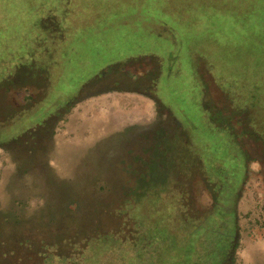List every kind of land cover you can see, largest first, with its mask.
I'll list each match as a JSON object with an SVG mask.
<instances>
[{
  "label": "rangeland",
  "instance_id": "rangeland-1",
  "mask_svg": "<svg viewBox=\"0 0 264 264\" xmlns=\"http://www.w3.org/2000/svg\"><path fill=\"white\" fill-rule=\"evenodd\" d=\"M132 59L137 60L125 63ZM16 68L22 76L0 89V107L34 108L46 91L43 74H53L48 96L21 124L42 123L84 89L81 107L103 93L95 99H104V106L120 99L126 108L144 104L139 95H155L152 84L157 82L160 102L156 120L126 122L80 150L68 142L72 137L64 135L65 124L58 126L54 146L30 163L28 172L7 153L10 159L0 162V208L12 220L9 231L32 246L20 247L13 240L11 258L0 256V264H37L31 252L43 240L57 242L50 249L54 255H72L53 256L43 264L74 263V249L83 238L125 229L128 219L140 220L145 230L160 222L164 228L159 232L169 231L172 240L141 259L136 254L144 251L134 250L124 264H205L196 255L204 242L202 231L213 240L208 236L212 231L187 219L178 200L167 202L165 195L166 206L157 207L163 203L156 195L163 170L185 171L183 158L189 160L194 152L201 154L206 170L226 176L220 191L224 201L234 198L247 169L245 191L256 202L248 213L239 210L240 215L244 220L254 212L264 216V0H0V80ZM205 98L214 106L216 125L224 128L213 123ZM169 134L176 140L173 158L183 149L192 153L177 163L168 154L158 163L155 149L159 143L162 154L171 148ZM5 136L0 132L1 140ZM43 166L52 181L41 173ZM199 177L189 184L205 214L214 192ZM167 180L165 186L177 191ZM134 188L135 208L117 213ZM209 217L207 224L214 219ZM225 239L229 236H216L214 264L228 259L218 253Z\"/></svg>",
  "mask_w": 264,
  "mask_h": 264
},
{
  "label": "trees",
  "instance_id": "trees-1",
  "mask_svg": "<svg viewBox=\"0 0 264 264\" xmlns=\"http://www.w3.org/2000/svg\"><path fill=\"white\" fill-rule=\"evenodd\" d=\"M136 60L137 59H132L125 63L128 65L130 62H134ZM145 60L146 59H144L143 61ZM147 61L148 60H146V62ZM150 62L151 61H149V63ZM19 73H20L19 68H16L13 74L9 75L4 79L2 78V80H0V89L1 90L8 89L7 86H11L10 84L16 81L15 78L17 79L22 76L19 75ZM27 73L28 71H26V74ZM157 76L155 77L156 79H154L155 81L157 80ZM43 77H46L47 79V82L45 84L46 91L45 93L42 94V97L39 99V104L37 106L32 108V107H24L22 105H16L14 107V105L8 103L5 104V106L0 107V132L6 135L2 140L0 138V148L4 149L6 153L9 154L12 153L13 157L18 158V160H20L19 161L20 168H23V170L24 171L26 170L27 172L30 170L29 166L31 164H33L34 162L36 164L37 158H40V155L45 156L47 154L46 152L51 150V148L54 146L55 136L57 135L58 132L57 130L58 126L59 127L60 125L63 126L68 121V116L70 115L71 111L77 106V104H79L81 101L86 99L84 98L85 96H83L85 94L84 93L85 89H84L74 98L70 99L65 104V106L59 107V109L58 107L54 108L53 112L49 114L48 118L44 120L42 123L36 124V123L26 122L24 124L23 123L21 124L20 123L21 120H23V118H25L28 114L34 111L40 104H42V102L46 99V97L49 94L50 91L49 87L51 86V83L53 81V74L50 73L43 74ZM155 83L157 84V82ZM155 83L152 85L153 87L156 86V90H157V85H155ZM156 90L154 89L155 95L153 94L152 97L155 96L156 101H159L156 98L157 95ZM207 94H208V88L206 91V97ZM89 96H91V94H87V97ZM204 104L206 108L209 109L211 114V119L213 123L216 125V122H220V121L217 118V114L213 113L212 107L214 106L209 105L206 102V98ZM25 110H27V112H24ZM216 126L224 128L219 124H217ZM163 132L165 131L162 130L158 134L162 135ZM182 135L184 136V134ZM169 136L173 137V135L171 134H169ZM257 137L260 138L261 135H258ZM173 139L175 138L173 137L172 140L170 138L166 140L168 144L171 145L170 148L171 152L169 151L170 149L169 150L166 149L164 151V154H162L161 150L159 149L161 148L160 147L161 143L157 145L155 150H157L158 152L157 153L158 163L159 162L162 163L161 158L168 154H172L171 159H173V162L175 161V163H177L180 158H183V156H185L186 152L188 156L190 153H192L188 151V148L187 151L183 149V151L181 150L182 153L179 158H173L177 154V153L175 154V152H172V148L175 147V143H176V140L173 141ZM186 142H188L190 147H194L193 145L191 146L192 142L188 141L187 138H186ZM168 144L167 146L169 147ZM32 152H36V155H34ZM178 154H180V152ZM183 160H185L187 164L186 170L180 171L183 174L184 178L181 175L180 176L182 178H178L177 175H179L180 172L177 171L174 173L172 171L170 172L169 168L167 169V171L163 170V172L166 175L161 176L162 179L160 181H157L158 184L161 185L156 186V195L158 197V202H163V203L157 205V207L159 209H162L161 208L162 206H166L167 202H170L168 201V199H172V201L178 200L179 202L178 206L182 211L181 213L185 214L187 219L189 218L195 221L197 220L199 223L202 222L207 231L208 230L212 231L208 236L213 235V240H208L207 236H205L206 232L202 231V234H204V236H202L204 238V242L199 247L198 255H196V257L201 258L202 261L203 259H205L204 260L206 261L205 264H214L213 263L214 258L212 252L214 251V247L216 245V236L218 234L222 235L223 237L229 236V239L223 240L222 243L220 244L221 249L218 250V253H220V257L221 255L228 257V259L224 261L225 263L227 262L226 264H239V252L243 247V243H242V229L239 225V220L241 215L238 209L239 208L238 204L242 196L243 188L245 186L244 183L247 179L246 174L248 170L246 169L245 178L242 185L239 184L235 188L234 198H232V200L229 201H224L223 199L224 196L220 198V191L224 187V182L226 183L227 180L224 173H221L220 176L212 173L211 171L206 170V163L202 158L201 154H199L198 152L192 153V156L190 157L189 160L185 159V157L183 158ZM42 169L44 170H42L41 173L47 174L48 180H51L49 174L46 171L45 166H43ZM200 174L205 178V180L207 179V188L209 189V187L211 186L210 189L211 191L214 192L213 193L214 195L212 194L213 202H212L211 211L205 214L203 213V210L201 209L197 201L198 193L196 192V188L191 189L189 184V182L197 183V180L200 179L199 177ZM167 179L172 180L171 184L178 189L177 191L168 189V187L165 186V183L169 184ZM181 179H184V181H182ZM130 190L128 192L129 194L128 197H130V199H126L125 203H123L125 206L121 205L120 207L117 208L116 210L117 213L122 212L123 209L127 211V207H129L130 209L135 208L136 202L138 201L136 200L134 194L135 193L134 190H136V188L132 189L131 191ZM165 195L168 196L166 199L167 202L164 199ZM182 198H184L186 202L185 204L186 206L184 207V209L182 207V201H183ZM234 200L235 202L233 203L232 201ZM236 201H237V205H235ZM218 208L221 209L220 211L222 213V216L220 215L216 219L215 216ZM3 212L4 211H2V209L0 208V256L9 259L13 254V251L10 248L12 247L10 246V243L13 242V240L19 243L20 247L22 246L27 247L28 245L29 246L32 245L30 243L28 244L27 238L23 239L24 236H21L18 233L14 234L11 231H9L10 223L12 222V220H10V217H7V215L4 214ZM209 215L211 216L209 217ZM251 215L253 214H250V216ZM208 217L211 219L214 218L212 219V222H210V224H207L209 223L207 221ZM134 219L135 221L138 220L136 218ZM128 220L125 229H121L119 231L112 229L104 231V235L101 233V236L103 235L102 237L99 236L100 234H95L83 238L82 239L83 241L80 242L82 246L79 247L76 246L77 249H74V252L78 257L77 261L74 260V263L69 262L65 264H124L126 263V259L129 258L128 255L130 253H133L134 250L144 251L140 254L138 253L136 254L137 256L139 255L138 258L141 259L140 256L144 257L145 254L149 255L148 252L156 251L157 249L163 247L164 243H167L168 247L170 246L167 241L172 240L168 238L170 237L171 233L169 231H166L167 232L166 235L164 233H160L159 231H161L164 228L160 222L158 223L157 221H155L154 226H156L157 224L158 225L154 227V230L152 229L145 230L143 226L140 225L141 224L140 220H138V222H134V220L132 219H128ZM14 221H16V223L18 222L17 219ZM252 223H255L256 228L264 227V216L260 217L259 215H257L255 217V222H251V224ZM254 231L255 230H253L252 233ZM181 234H184L183 228L182 231L180 232V235ZM178 237L179 236L177 235L176 238ZM57 245H58L57 242L50 244L44 240L33 245L39 247L41 250L39 249L37 251L31 252L32 259L38 262L37 264H43L44 262L46 263L48 260L53 258V256L56 257L57 260L59 258L58 256L61 255L66 257H72L71 254L69 253L66 254L64 252L63 254L58 253L59 255H54L53 252L50 251V249L57 247ZM35 255L37 256L35 257ZM129 261L131 262L130 259ZM195 264H196V260H195Z\"/></svg>",
  "mask_w": 264,
  "mask_h": 264
},
{
  "label": "crops",
  "instance_id": "crops-1",
  "mask_svg": "<svg viewBox=\"0 0 264 264\" xmlns=\"http://www.w3.org/2000/svg\"><path fill=\"white\" fill-rule=\"evenodd\" d=\"M108 93V90L106 91ZM124 94H140L138 90H123ZM121 93V92H120ZM103 93L97 94L94 98H88V103L80 106L82 103L77 104L75 110L68 116V121L65 123V136L68 142H73L77 148L84 149L89 143H97L104 138V133L113 130H121L127 123L141 122L146 120H156L158 116V108L156 107L157 101L149 95L137 96L139 102L144 104H133L124 108L125 104L119 101H112L107 106H104V99H95L101 97ZM95 99V100H93ZM85 100V99H84ZM138 102V103H139ZM80 106V107H79ZM132 107V108H131ZM125 125V126H127ZM111 129V130H109ZM109 130V131H108ZM107 131V132H106ZM115 132V131H114ZM113 133V132H111ZM109 134V133H108ZM64 142V141H62ZM63 145H61L62 147ZM59 151V150H58ZM60 154V152L58 153ZM6 151L0 148V162L9 160ZM240 198L238 204L240 212H250L256 201L247 191ZM248 189V187H247ZM246 189V190H247ZM255 212L246 220L240 217L239 225L242 229V243L243 247L239 252V264H264V227H257L255 223ZM255 230L253 233L252 231ZM257 230V232H256Z\"/></svg>",
  "mask_w": 264,
  "mask_h": 264
}]
</instances>
